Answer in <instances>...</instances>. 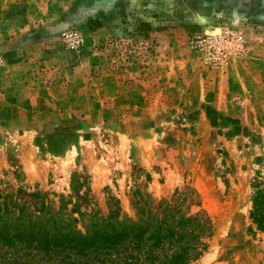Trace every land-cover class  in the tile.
<instances>
[{
	"label": "rangeland",
	"instance_id": "1",
	"mask_svg": "<svg viewBox=\"0 0 264 264\" xmlns=\"http://www.w3.org/2000/svg\"><path fill=\"white\" fill-rule=\"evenodd\" d=\"M255 186L264 0H0V202L85 224L188 190L213 226L195 264H264Z\"/></svg>",
	"mask_w": 264,
	"mask_h": 264
},
{
	"label": "trees",
	"instance_id": "2",
	"mask_svg": "<svg viewBox=\"0 0 264 264\" xmlns=\"http://www.w3.org/2000/svg\"><path fill=\"white\" fill-rule=\"evenodd\" d=\"M92 29L99 23L93 22ZM59 197V206L62 205ZM134 215L73 218V209L0 202V264H195L213 226L188 190L168 199L137 196ZM63 206V205H62ZM246 231L264 239V189L255 186ZM81 220V221H80ZM6 222H9L6 225ZM80 223V229L77 227Z\"/></svg>",
	"mask_w": 264,
	"mask_h": 264
}]
</instances>
